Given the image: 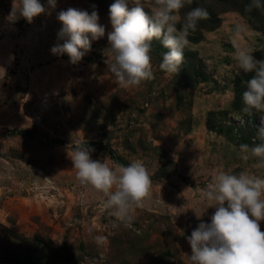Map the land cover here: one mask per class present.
<instances>
[{"label":"rangeland","instance_id":"obj_1","mask_svg":"<svg viewBox=\"0 0 264 264\" xmlns=\"http://www.w3.org/2000/svg\"><path fill=\"white\" fill-rule=\"evenodd\" d=\"M90 1L57 0L31 24H12L6 20L12 0H0V264L29 260L25 245L37 237L68 248L76 264H188L186 237L215 212L202 199L215 174L264 177V168L253 167L255 158L240 157L243 123L251 117L261 125L264 112L236 106L240 69L233 56L234 44L264 52V33L240 11L223 12L217 29L203 30L198 42L194 34L188 38L178 74L160 70L165 48L154 40V78L125 88L104 62L113 31L109 15H99L105 35L78 64L51 53L62 43L58 13L88 11ZM41 2L47 8V0ZM142 4L151 15L152 0ZM237 25L245 31L234 38ZM210 120L234 133L212 131ZM251 141L261 142L257 134ZM79 144L94 148L92 159L113 169L144 163L150 190L130 226L103 208L104 193L79 183L70 159ZM96 236L105 237L102 245Z\"/></svg>","mask_w":264,"mask_h":264},{"label":"clouds","instance_id":"obj_2","mask_svg":"<svg viewBox=\"0 0 264 264\" xmlns=\"http://www.w3.org/2000/svg\"><path fill=\"white\" fill-rule=\"evenodd\" d=\"M192 0H152L149 15L141 0H114L110 5L109 17L113 31L108 33L109 47L106 50L105 64L108 73L125 88L138 87L154 78L150 52L152 42L159 40L167 49L159 65L161 71L169 75L180 72L184 60V49L188 39L198 28L199 22L208 18L203 7H195L177 22L179 13ZM132 4L131 8L129 5ZM57 0H47V8L41 0H12V7L6 20L16 23L23 19L31 24L34 19L55 9ZM264 10V0H249L245 11ZM57 20L62 27L58 41L51 48L54 56L67 55L69 63L76 65L91 51L93 41L103 38L105 28L99 24L96 6L92 11L69 8L60 11ZM245 28L237 25L234 38L239 37ZM234 59L240 70L251 73L245 81L243 111L245 113L264 112V59H257L252 47L235 45ZM260 143L239 146L240 157L244 161L255 158V168H264V117L257 130ZM94 148L79 144L71 153L72 166L76 170L81 186L107 197L103 208L126 226L134 220L133 212L141 207L148 196L151 180L144 163L140 160L128 166L116 165L115 169L101 159H92ZM202 199L210 208H215L210 223L201 222L187 243L191 255L188 264H264V232L260 222L264 221V177L248 171L231 174L220 171L215 174L213 183L202 190ZM98 245L105 237L96 236Z\"/></svg>","mask_w":264,"mask_h":264},{"label":"trees","instance_id":"obj_3","mask_svg":"<svg viewBox=\"0 0 264 264\" xmlns=\"http://www.w3.org/2000/svg\"><path fill=\"white\" fill-rule=\"evenodd\" d=\"M145 1V0H144ZM143 3V0H141ZM114 3V0H91L88 11H92V6H96V10L98 11V15H109L110 5ZM249 0H192L191 4H186L185 8L181 9V22L183 16L195 7H203L207 9L209 16L205 20H201L199 22L198 28L194 34L195 36L191 39V34L188 38L192 41L198 42L202 39V31L203 30H214L217 29L221 25L220 14L227 11H240L247 19H250L258 28H260L264 33V10L253 9L251 12H246L245 8L248 5ZM215 4V5H214ZM210 5L214 6V9ZM226 6V7H221ZM220 7V11H216V8ZM181 24V23H180ZM164 51H168L164 49ZM192 53H189L191 55ZM257 59H264V52L257 51L254 53ZM251 73H244L242 70L239 71L236 76V106L244 107L242 95L246 90L245 81L251 78ZM253 119L250 117L243 123L246 135L242 137V142L246 144H252L251 140L257 134V130L260 127L258 123H251ZM209 128L217 132L218 134L225 135L229 137L234 133L235 128L225 129L223 127L217 128L211 123V120L208 123ZM121 164V163H120ZM128 166L126 164H123ZM33 246H29L28 242L25 245L26 250L30 251L27 256V261L23 264H71L74 262V256L70 253L68 248L62 246L59 248H55L52 243L46 241L45 239L36 238L33 242ZM75 263V262H74ZM76 264V263H75Z\"/></svg>","mask_w":264,"mask_h":264}]
</instances>
